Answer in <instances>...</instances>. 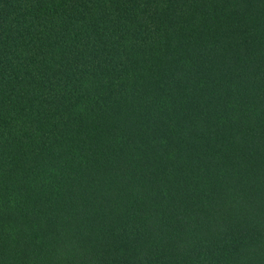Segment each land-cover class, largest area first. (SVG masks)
<instances>
[{
    "label": "trees",
    "instance_id": "1",
    "mask_svg": "<svg viewBox=\"0 0 264 264\" xmlns=\"http://www.w3.org/2000/svg\"><path fill=\"white\" fill-rule=\"evenodd\" d=\"M0 264H264V0H0Z\"/></svg>",
    "mask_w": 264,
    "mask_h": 264
}]
</instances>
